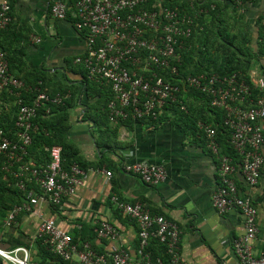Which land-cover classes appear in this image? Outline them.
<instances>
[{
	"label": "crops",
	"instance_id": "obj_1",
	"mask_svg": "<svg viewBox=\"0 0 264 264\" xmlns=\"http://www.w3.org/2000/svg\"><path fill=\"white\" fill-rule=\"evenodd\" d=\"M7 1L11 20L0 30V49L5 51L7 62L8 53L20 62V66L8 63V70L30 80L40 78L51 95L67 92L62 110L56 108L65 119V141L76 149L87 168L75 192L65 197L60 206L40 195L31 211L20 212L7 227L2 223L5 211L0 210V249L23 247L31 264H79L75 258L64 260L46 247L38 235V226L45 218L77 243H90L96 253L106 257L105 264H111L112 251L121 248L130 254V264H140L137 222L117 208L111 198L117 196L128 203L142 202L151 214L176 223L181 231L180 253L188 264H239L233 239L243 231L242 215L237 208L218 213L212 206L211 195L219 180V159L208 148L206 135L198 127L202 120L214 127V114L201 110L205 104L188 96L183 104L184 113L177 104L167 103L154 121L143 118L110 123L109 85L89 77L83 65L75 62L85 52V31L77 29L70 16L57 19L50 14L54 1L73 7L76 0ZM151 3H176L189 15L197 12L203 25L212 30L222 25L231 30L241 27L249 33L253 45L264 24V0ZM248 72L251 80L262 76L256 64H251ZM15 109L12 95L0 91V124L12 122ZM262 128L264 134V121ZM222 141L219 137V154H226L229 149ZM261 152L264 157V143ZM232 158L236 165L232 178L238 193L249 198L257 209L258 232L251 246L259 254L264 248V162L257 183L248 185L240 172L238 156ZM135 161L161 165L165 179L148 184L120 170L121 163ZM101 169L111 170V176L107 179ZM103 220L115 226L114 237L97 236L95 229ZM17 255L22 257V252ZM0 264L12 263L0 257Z\"/></svg>",
	"mask_w": 264,
	"mask_h": 264
},
{
	"label": "built area",
	"instance_id": "obj_2",
	"mask_svg": "<svg viewBox=\"0 0 264 264\" xmlns=\"http://www.w3.org/2000/svg\"><path fill=\"white\" fill-rule=\"evenodd\" d=\"M147 0H76L73 7L54 1L50 14L57 19L73 18L74 26L86 34L85 52L75 58L85 68L87 75L102 80L109 85L112 98L108 102V119L133 118L156 119L167 103L180 102V90L193 88L205 93L211 106L224 111L223 123L229 134V143L239 154V169L246 184L257 183L263 171L264 157L261 146L264 143L262 122L264 121V79L258 76L251 80L262 91L253 97L250 85L237 74L219 76L216 73H199L181 79V84L173 83L156 70L178 74L180 55L176 48L180 38L188 37L193 25V17L178 7L151 4L144 8ZM241 3L243 0H235ZM10 5L0 0V29L10 22ZM36 41L39 38L33 37ZM129 63L134 69H129ZM41 82L26 84L8 70L6 53L0 49V91L12 95L16 106L14 126L17 141L12 140L0 127V153L9 164L18 163L13 172L18 177L17 185L24 190L26 182L34 181L40 192L28 188L26 199L13 205L3 219V226H10L20 212L31 211L39 196H46L53 205H61L65 197L75 192L76 185L85 171L76 164L68 170L61 167V147L51 145L45 149L49 161L37 165L32 160H24L27 146L31 143L30 132L37 110L45 103L62 104L67 94L49 95L41 90ZM30 101H25V94ZM180 109H184L180 103ZM207 138V146L219 159V180L211 195L212 206L218 213L237 208L242 215L243 231L233 239V249L239 264H264V248L259 254L253 252L251 242L258 232L257 209L249 198L238 193L232 173L235 170L233 158L219 154L216 130L209 124L199 122ZM123 172L136 175L142 182L158 184L165 177V169L146 161L121 163ZM108 179L111 170L101 169ZM119 210L133 218L138 225L137 253L140 264H188L180 253V229L176 223L159 214H151L142 202L128 203L112 196ZM98 237H114L116 228L103 220L95 229ZM38 235L46 247L64 260L75 258L79 264H105L106 257L96 253L88 242H73L71 236L51 220L43 218L38 226ZM150 239H156L164 246L166 263L160 256H152L148 250ZM22 252V257L17 252ZM0 257L12 264H31L23 247L13 250L0 249ZM111 264H130L127 250L115 249L111 253Z\"/></svg>",
	"mask_w": 264,
	"mask_h": 264
},
{
	"label": "trees",
	"instance_id": "obj_3",
	"mask_svg": "<svg viewBox=\"0 0 264 264\" xmlns=\"http://www.w3.org/2000/svg\"><path fill=\"white\" fill-rule=\"evenodd\" d=\"M151 1L152 0H147L144 7L149 9L152 4ZM168 5L174 7L177 4L171 3ZM177 7L180 10H184L183 6ZM190 15L193 17L191 33L188 37H181L180 46L176 48V52L180 55L178 74L174 77L169 75L167 71L156 70L157 73L164 76L165 79L177 84H181V79L188 75L216 73L219 76H227L235 73L238 78L244 79V81L250 85L253 97L261 95L262 91H259L251 82L248 69L251 64H256L264 79V24H262L258 30L256 44L253 45L249 33L241 27L231 30L225 25H222V27L212 30L210 27L203 25L199 13L191 12ZM212 21H215V19H212ZM224 21H222V23ZM210 32H212V34H210ZM8 63L10 66L13 63L20 66V62L17 63V61L11 57V53H8ZM125 65L128 68H133L129 63H125ZM18 77L26 84L30 85H34L40 81L41 84L39 86L41 90L51 95V93H48L44 89L43 82L40 78L30 80L24 76L18 75ZM185 88V90H180L178 94V100H180V102L176 101L171 103L180 106V103H185L188 96H192L195 100L198 99L202 101L205 106L201 108V110H205L209 113L212 112L215 116L213 125L216 130V140L218 141L219 137L223 140L222 142L226 149H229L225 152L227 155L232 157L238 156L240 159L239 154L236 153L229 143V134L223 123L224 111L211 106L209 98L205 93L199 92L193 88ZM59 93L64 95L67 92L63 90ZM24 97L26 102L30 101V95L26 93ZM66 101L67 100H64L62 104L45 103L38 108L32 121L35 129L30 132L31 143L26 148L27 153L24 155V160H32L37 165H44L49 161V153L45 148L56 144L61 147V167L63 169L68 170L72 164H76L80 169L85 171L87 166L79 160L76 149L65 141V119L60 115V111L62 110L60 107H63L64 104H66ZM56 107L59 108L60 111ZM183 110L185 109H180V112L184 113ZM158 117L159 115L156 119H158ZM14 119L15 115L12 122L9 124H0V127L5 130L8 137L17 141ZM156 119L150 118L149 120L154 121ZM127 120L140 119L133 118L129 115L125 119H117L116 122ZM206 121L207 120H202L200 122L209 124V122ZM221 134H224L225 138H223V135ZM17 166L18 163H13L11 166L7 157L3 153H0V210L5 211L4 217L13 205H19L24 202L28 188H34L35 191L38 193L40 192L38 185L34 181L26 182L24 190L18 187V177H15L13 174V172L17 170ZM72 241L77 242L75 240ZM150 241L148 250L151 255L160 256L164 263H166L167 255L164 246L156 239H150ZM88 244L90 246V243Z\"/></svg>",
	"mask_w": 264,
	"mask_h": 264
}]
</instances>
